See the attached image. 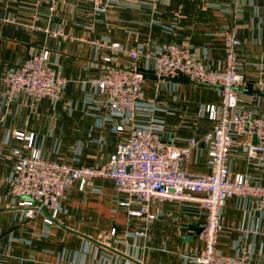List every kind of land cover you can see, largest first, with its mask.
<instances>
[{
	"label": "crops",
	"instance_id": "obj_1",
	"mask_svg": "<svg viewBox=\"0 0 264 264\" xmlns=\"http://www.w3.org/2000/svg\"><path fill=\"white\" fill-rule=\"evenodd\" d=\"M45 29H60L63 37L48 36ZM232 31L240 40L238 73L247 81L237 90L240 103L264 115V91L255 86L264 81V0H0V264H195L203 248L201 209L153 200V221L133 217L120 206L131 199L109 180L93 179L84 191L74 183L51 226L44 222L48 211L25 219L9 196L11 150L24 146L13 134H34V146L46 161L74 168L104 165L129 126L124 118L95 111L90 102L96 98L90 81L108 68L102 57L109 55L93 42L141 46L150 53L167 44L188 46L206 67L223 69ZM42 48L49 51L48 67L68 81L61 98L34 100L21 93L7 102L2 77ZM114 63L130 68L133 62L116 54ZM148 63L143 57L136 62L146 76V102H159L153 118L164 122L162 140L180 148L199 140L212 127L204 108L219 104V91L182 76L157 82L153 62ZM121 124L125 133H114ZM247 141L236 139L229 172L264 186V168L247 159ZM208 153V147L197 145L183 169L208 173ZM255 203L238 196L225 201L217 249L230 257L245 251L249 264H264V213ZM139 231L143 235H135Z\"/></svg>",
	"mask_w": 264,
	"mask_h": 264
},
{
	"label": "built area",
	"instance_id": "obj_2",
	"mask_svg": "<svg viewBox=\"0 0 264 264\" xmlns=\"http://www.w3.org/2000/svg\"><path fill=\"white\" fill-rule=\"evenodd\" d=\"M42 0H36L40 3ZM106 7H109L106 4ZM53 11V6L49 9ZM52 37H63L60 29H45ZM98 48H106L109 55L102 57L108 68L99 78L90 82L96 88V98L91 99L94 110L110 116L124 118L129 126L127 136L120 141L109 161L96 167L74 168L68 164L46 161L34 146V134L15 132L16 141L24 142L23 148L11 150L14 164L8 175L9 196L25 219H32L48 211L46 225H53L62 212V200L74 183L84 191L93 179L109 180L116 192L128 195L120 203L128 215L153 221L156 215L150 211L153 200L195 205L204 212V221L198 237L203 244L194 257L195 264H249L245 251L236 256H225L217 249L221 231V210L231 197L255 199V209L264 213V186L252 178L231 175L228 157L237 138H248L243 143L247 159L264 168V115H257L242 105L237 90L246 86V79L238 73L237 49L240 40L235 32L227 37L223 69L206 67L194 57L188 46L167 44L156 53L144 52L141 46L127 48L119 43L109 45L94 41ZM122 54L133 63L124 68L114 63V56ZM153 62L154 78L174 81L184 77L193 85L215 88L220 93L218 105H207L204 113L212 122L209 132L199 140L190 139L186 147L165 142L161 135L164 122L153 118L158 101L146 102L144 98L145 73L137 68L140 58ZM49 51L42 48L33 51L16 69L2 77L4 98L8 102L19 94L39 100L58 101L68 81L48 67ZM147 64V65H148ZM175 83H170L173 85ZM264 91V81L255 83ZM114 133H125L124 124L113 127ZM256 139V143L250 139ZM208 147L206 174H193L183 169L197 145ZM137 204L132 209L131 202ZM135 235H143L141 231Z\"/></svg>",
	"mask_w": 264,
	"mask_h": 264
},
{
	"label": "water",
	"instance_id": "obj_3",
	"mask_svg": "<svg viewBox=\"0 0 264 264\" xmlns=\"http://www.w3.org/2000/svg\"><path fill=\"white\" fill-rule=\"evenodd\" d=\"M253 143H256V139L255 138H253ZM41 212L44 214L45 213V209H42ZM199 231H200V228H199Z\"/></svg>",
	"mask_w": 264,
	"mask_h": 264
}]
</instances>
